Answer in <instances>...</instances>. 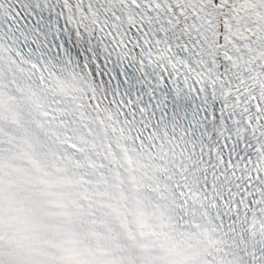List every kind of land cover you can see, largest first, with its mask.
Instances as JSON below:
<instances>
[{"label":"snow or ice","instance_id":"snow-or-ice-1","mask_svg":"<svg viewBox=\"0 0 264 264\" xmlns=\"http://www.w3.org/2000/svg\"><path fill=\"white\" fill-rule=\"evenodd\" d=\"M4 28L39 58L0 44L31 74L76 69L90 110L178 164L179 219L206 220L223 245L203 264H264V0H0ZM20 147L30 167L0 164V264H188L122 214L78 211Z\"/></svg>","mask_w":264,"mask_h":264}]
</instances>
